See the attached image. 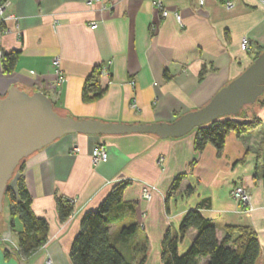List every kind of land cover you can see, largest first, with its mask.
Listing matches in <instances>:
<instances>
[{
  "label": "crops",
  "instance_id": "crops-1",
  "mask_svg": "<svg viewBox=\"0 0 264 264\" xmlns=\"http://www.w3.org/2000/svg\"><path fill=\"white\" fill-rule=\"evenodd\" d=\"M155 1L114 0L105 9L83 0H9L0 19V98L17 88L45 94L59 115L76 120L171 123L204 107L264 53V0H234L232 9L223 0H165L167 18ZM244 38L247 51L241 49ZM14 52L17 61L7 71L3 60ZM109 62V74L101 76L104 93L84 101L86 78ZM258 100L247 115L256 114L262 123L241 135L230 132L221 152L211 143L196 150V129L179 138L67 134L35 152L17 177L24 180L33 213L48 225L47 241L24 258L19 252L23 224L5 199L0 264H73L71 248L84 215L97 211L121 182L127 183L122 200L134 210L110 226L109 236L138 263L136 252L142 254L146 246L143 264H163L166 237H178V251L185 253L197 231L180 238L179 228L192 209L212 221L219 239L227 226L248 228L264 246V93ZM99 144L108 159L95 164L91 154ZM181 175L178 188L171 190ZM236 186L249 192L251 210L231 197ZM145 187L151 189L150 199L143 196ZM59 199L73 205L65 219ZM129 224L136 225V234L123 236Z\"/></svg>",
  "mask_w": 264,
  "mask_h": 264
},
{
  "label": "trees",
  "instance_id": "trees-1",
  "mask_svg": "<svg viewBox=\"0 0 264 264\" xmlns=\"http://www.w3.org/2000/svg\"><path fill=\"white\" fill-rule=\"evenodd\" d=\"M260 55L258 53L254 60ZM17 52L6 55L4 68L10 71L17 61ZM101 67L96 66L88 75L83 89L84 101H93L104 93L101 85ZM258 99L256 103H258ZM246 107V106H245ZM262 123L256 115H247L243 109L237 116L221 118L207 126L196 129L195 149L202 151L211 143L221 152L230 132L241 135L254 129ZM24 160L17 167L21 169ZM16 169V170H17ZM15 170V172H16ZM15 189L10 185L5 193L12 216H19L23 231L19 235V252L26 258L34 254L47 241L48 225L44 219L38 218L31 209V198L23 178L14 173ZM183 175L178 176L172 183L171 190H176ZM264 178V177H263ZM12 180L9 182V184ZM127 183L116 184L101 206L95 212H88L81 222L80 233L75 238L71 248L73 264H143L146 259L147 247L137 250L141 256L140 262L124 253L120 247L111 241L109 228L119 223L134 210L133 205L122 200ZM61 218L65 219L73 212V205L62 199L58 200ZM190 229H195L197 235L188 250L180 254L178 237H166L163 249V264H264V246L257 234L248 228L227 226L225 236L218 238L216 226L206 218L199 209L189 210L182 219L179 236L183 238ZM135 224L122 228L121 234L130 237L136 234Z\"/></svg>",
  "mask_w": 264,
  "mask_h": 264
},
{
  "label": "water",
  "instance_id": "water-1",
  "mask_svg": "<svg viewBox=\"0 0 264 264\" xmlns=\"http://www.w3.org/2000/svg\"><path fill=\"white\" fill-rule=\"evenodd\" d=\"M264 93V53L204 107L171 123L118 124L61 116L43 93L32 95L11 88L0 98V215L9 182L20 163L67 134H153L179 138L221 118L237 116ZM21 264H25L23 261Z\"/></svg>",
  "mask_w": 264,
  "mask_h": 264
},
{
  "label": "built area",
  "instance_id": "built-area-1",
  "mask_svg": "<svg viewBox=\"0 0 264 264\" xmlns=\"http://www.w3.org/2000/svg\"><path fill=\"white\" fill-rule=\"evenodd\" d=\"M83 1L89 7H92L94 5H101L105 7V9H106L107 4L112 6L114 2V0H83ZM223 3L227 9H232L234 6V0H223ZM9 5H10L9 0H5L3 3L0 4V19L4 18L5 10L7 9ZM154 6H155V9L160 13V16L162 18H167L170 15V12L165 7V0H156L154 2ZM174 16H175L176 21L178 23H181L180 14L175 13ZM91 28L92 29L96 28V25L95 24L91 25ZM241 49L244 51H247L249 49V40L247 38L242 39ZM59 62H60L59 58H56L54 60V63L57 67H59ZM110 64L111 62L102 65L101 76L109 74ZM56 73L58 75V83H62L63 78H62V74L59 68L57 69ZM91 158L95 164L107 161L108 153H107L105 145L103 144L97 145L92 151ZM230 194H231V197L237 200L241 204L242 207L248 210L252 209L251 197H250L249 192L245 188L236 186L231 190ZM143 196L147 199H150L151 189L148 187L143 188ZM45 264H53V263L51 260H47Z\"/></svg>",
  "mask_w": 264,
  "mask_h": 264
},
{
  "label": "rangeland",
  "instance_id": "rangeland-1",
  "mask_svg": "<svg viewBox=\"0 0 264 264\" xmlns=\"http://www.w3.org/2000/svg\"><path fill=\"white\" fill-rule=\"evenodd\" d=\"M256 104H252V105H249V106H246V107H244L243 108V111H245L246 112V114H251V112L253 113V112H255V110H254V107H256L255 106ZM252 107V108H251ZM246 109H247V111H246ZM264 128V125L263 126H261V129H263ZM20 170H16V174L19 172ZM15 179V178H14ZM14 179H12V182L9 184V185H12V183L14 182ZM7 200V199H6ZM3 205H4V202H3Z\"/></svg>",
  "mask_w": 264,
  "mask_h": 264
}]
</instances>
